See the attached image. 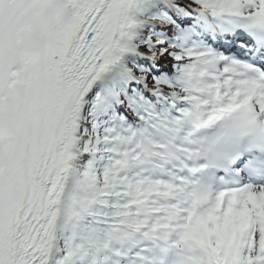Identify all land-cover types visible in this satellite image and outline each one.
Listing matches in <instances>:
<instances>
[{"label":"snow or ice","instance_id":"6c2138e0","mask_svg":"<svg viewBox=\"0 0 264 264\" xmlns=\"http://www.w3.org/2000/svg\"><path fill=\"white\" fill-rule=\"evenodd\" d=\"M0 264H264V0H0Z\"/></svg>","mask_w":264,"mask_h":264}]
</instances>
